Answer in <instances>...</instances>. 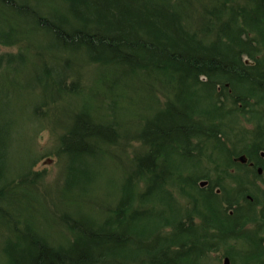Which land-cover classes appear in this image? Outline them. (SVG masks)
<instances>
[{
  "label": "rangeland",
  "instance_id": "rangeland-1",
  "mask_svg": "<svg viewBox=\"0 0 264 264\" xmlns=\"http://www.w3.org/2000/svg\"><path fill=\"white\" fill-rule=\"evenodd\" d=\"M158 1L176 3L184 29L207 42L215 40L218 31L215 27L213 32L202 30L204 24L210 18L215 22L224 19L236 39L230 41L221 33L219 46L242 63L247 77L234 79L232 71L209 75V79L200 76L199 91L207 86L214 102L218 99V105L223 106L218 121L213 120L226 132L220 135L222 143L195 134L193 145L175 147L166 162L161 158L156 161V166L166 167L157 179L147 171L140 173L138 161L141 158L145 167L148 147L142 141V130L166 108L167 101L174 100L182 80L170 82L169 71L131 72L124 66L100 65L81 53L71 55L76 51L73 47L51 48L50 38L32 24V18L12 15L0 4V264H10L6 248L12 251L11 245H16L19 254L23 244L8 227L5 210L18 220L20 234L30 230L38 238L58 244L71 238L64 214L103 223L125 197L129 200L126 216L132 221L138 217L136 207L149 209L142 212L140 218L145 221L135 224L134 232L140 227L146 230L145 217L151 210L175 221L173 226L208 228L198 242L204 259L192 264H223L225 256L231 258L230 264L257 262L263 249L256 236L264 235L262 224H257L264 217V172L241 167L232 158L247 153L248 148L255 165L260 164L256 150L264 149V0H228L224 8V0ZM28 2L39 11L49 7L62 14L67 11L61 0ZM217 8L222 13L214 16L212 11ZM232 10L236 13L231 14ZM241 48L240 54L237 50ZM69 55L73 62L64 66ZM175 76L174 80L179 78ZM58 80V88L64 87L60 90L56 89ZM73 82L77 83L71 88ZM185 96L189 94L185 92ZM81 112L89 115V136L77 132L83 118L75 117ZM97 123L111 136L104 144L97 131L93 132ZM72 129L77 132L73 139L94 149L84 154L83 169L87 168L88 174L83 175L80 168L73 177L62 140ZM203 179L208 185L199 184ZM153 187L160 190L149 195ZM163 191L168 199H161ZM208 198L214 204L219 201L225 214L233 211L229 214L234 215L227 217L220 211L224 222L221 218L215 222L208 214ZM230 201L231 210L227 208ZM173 226L165 224L164 232L169 233ZM206 246L209 249L201 250Z\"/></svg>",
  "mask_w": 264,
  "mask_h": 264
},
{
  "label": "trees",
  "instance_id": "trees-1",
  "mask_svg": "<svg viewBox=\"0 0 264 264\" xmlns=\"http://www.w3.org/2000/svg\"><path fill=\"white\" fill-rule=\"evenodd\" d=\"M28 1L0 0V4L4 11L6 8L12 12V15L32 18V24L50 38L48 42L51 43L49 44L51 48L68 50L73 47L76 51L71 55L81 53L100 65L120 68L124 66L125 70L131 72L169 71L172 73L170 82L182 80L181 85H177L174 100L167 101L166 108L158 111L154 118L147 121L146 127L142 130L144 131L142 141L148 147L145 167L141 166V158L138 161L140 173L147 171L153 179L160 177L162 171L166 172V167L156 166V161L161 158L166 162V158L175 147L184 145L186 148L193 145L191 139L195 134H206L216 139L218 144L222 143L220 135L223 134L224 128H220L218 122L213 120L222 114L223 106L218 105L220 102L218 99L214 102L213 96L210 95L211 90L207 86L204 85L200 92L199 89L202 87L198 86V82L201 75L209 79V75H220L231 71L230 76L236 75L234 79L247 77L242 71L244 69L242 63L238 62L233 54H225L219 46L222 42L221 33H225L230 41L236 39L231 27L223 23L224 19L215 22L210 18L204 24L202 30L213 32L212 29L215 27L214 31H218L215 40L207 42L198 33L184 29L182 16L176 11V3L164 4L158 0H61L65 9L67 8L66 14H62L47 5L49 7L47 10L39 11L35 7H30ZM227 2L228 0H224L221 8H224ZM220 12L222 13V10L217 8L212 14L217 16L221 14ZM232 12L236 13V10H232L231 14ZM242 50L244 51L242 48L237 51L241 54ZM65 58L64 66L68 65V61L73 60L70 55ZM55 64L60 63L55 62ZM175 75L179 77L176 80H174ZM56 83L57 90L64 88H58L59 80ZM76 83L73 82L71 88H74ZM185 92L189 97L185 96ZM205 101L208 102L207 106L204 105ZM75 118H83L77 132L89 136L92 132L89 115L81 112ZM94 126L93 132L97 131L99 140L104 144L105 139L111 137L110 134L102 131L104 127L101 124L97 123ZM77 132L72 129L68 132L69 136L66 134L62 137L66 146L65 151L72 163L69 166L71 177L74 172L78 173L80 168L83 170V175L88 174L87 168L83 169V164L86 162H84L86 157L84 154L89 155L94 150L90 149L89 144L73 139L72 136H77ZM245 150L249 154V149L245 148ZM157 190L159 191L160 188L153 187L148 194L156 195ZM161 195V199H168L164 191ZM211 201V198H208V214L215 218V222L222 217V214L227 217L234 215L229 214L228 211L225 214L221 210L219 201L216 204ZM226 201L228 202L229 199ZM229 203L231 205L227 208L231 210L233 204L231 201ZM128 210L129 200L125 197L120 199L112 214L103 223L64 214L63 223L70 232L71 238L58 244L38 238V234L32 233L29 229L20 234L17 231L21 229L18 220L5 210L3 217L7 220L8 227H12L13 233L18 234L23 240L19 254L16 245H11L12 251L9 247L6 248L9 263L192 264L196 263V260L204 259V255H199L198 246L202 244L198 242L202 231L206 230L205 234H207L208 228L201 229L194 224L184 228L181 224L173 226L175 221H168L167 217L160 215L159 212L155 214L151 210L148 217H145L146 230L140 227V230L134 232L135 224L145 221L140 218L142 212L149 209L136 207L138 211L136 221L126 216ZM0 212H2L1 206ZM154 219L156 226L153 227ZM158 219L161 220L160 223H157ZM221 221L224 222L222 218ZM165 224L173 226L169 233L164 232ZM205 225L203 223V226ZM229 235L231 234H227ZM218 236L224 238L222 234ZM220 238L218 237L219 240ZM211 246L209 244V247ZM209 247H203L201 250Z\"/></svg>",
  "mask_w": 264,
  "mask_h": 264
},
{
  "label": "flooded vegetation",
  "instance_id": "flooded-vegetation-1",
  "mask_svg": "<svg viewBox=\"0 0 264 264\" xmlns=\"http://www.w3.org/2000/svg\"><path fill=\"white\" fill-rule=\"evenodd\" d=\"M240 155H245L246 156V161L245 162H241V161H239V160H236V158L238 157V156H240ZM255 157L257 158V159H259V162H260V164L259 163H257L256 165H255V161L253 160V159H251L250 158V156L248 155V153H241V154H238V155H235L233 158H232V160H234V161H236L237 162V164H240V166L241 167H243V166H246V165H248V166H251V167H255V170L257 171V173H259V174H262L263 172H264V169H263V167H262V164H264V149H260V150H256V154H255ZM208 185V184H207ZM258 188V187H257ZM257 188H254V189H257ZM252 190V189H251ZM248 197L249 198H251V196L248 194ZM260 196H258V198H259ZM262 200H263V198H262ZM251 201H252V199H251ZM255 201V200H254ZM258 202V201H257ZM256 203V202H255ZM260 202H258V204H259ZM257 204V203H256ZM257 204V205H258ZM230 213L231 212H233V211H229ZM263 212H264V210H263ZM248 214H249V211H248ZM247 214V215H248ZM244 216H242V218H243ZM247 218V217H246ZM248 219V218H247ZM261 220H262V222H257V224H259V225H261L262 226V228H264V217H262L261 218ZM249 222V221H248ZM248 224V223H247ZM259 228L260 227H258V231H259ZM264 231V230H263ZM259 234V233H258ZM264 234V233H263ZM256 238H257V240L261 243V245H263V249L261 250V253L258 255V259H257V262L256 263H254V264H264V235H259V236H256ZM224 258H227V260H223L224 261V263L223 264H230L231 263V258L229 257V256H225ZM241 264H246V263H241ZM247 264H253V263H247Z\"/></svg>",
  "mask_w": 264,
  "mask_h": 264
},
{
  "label": "water",
  "instance_id": "water-1",
  "mask_svg": "<svg viewBox=\"0 0 264 264\" xmlns=\"http://www.w3.org/2000/svg\"><path fill=\"white\" fill-rule=\"evenodd\" d=\"M236 160H239V161H241V162H245L247 159H246V156L245 155H240V156H238L237 158H236ZM48 162H50V160L48 159L47 160ZM199 184L201 185V186H203V185H205V184H207L206 183V180H202V181H199Z\"/></svg>",
  "mask_w": 264,
  "mask_h": 264
}]
</instances>
